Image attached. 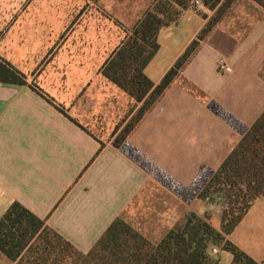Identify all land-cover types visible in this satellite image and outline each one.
Listing matches in <instances>:
<instances>
[{
    "label": "crops",
    "instance_id": "1",
    "mask_svg": "<svg viewBox=\"0 0 264 264\" xmlns=\"http://www.w3.org/2000/svg\"><path fill=\"white\" fill-rule=\"evenodd\" d=\"M259 9L242 35L223 26L225 14L120 147L107 142L100 151L89 132L29 87L0 82V217L20 202L84 253L118 217L159 243L174 228L166 220L177 214L178 203L187 206L195 188L203 190L264 111V8ZM194 10H184L160 31V50L145 70L155 83L212 16L205 6ZM165 42L175 55L159 71L152 65L167 54ZM220 60L228 73L218 71ZM212 206L200 202L193 212L205 217ZM231 235L240 249L264 262ZM0 264L13 263L0 252Z\"/></svg>",
    "mask_w": 264,
    "mask_h": 264
},
{
    "label": "trees",
    "instance_id": "2",
    "mask_svg": "<svg viewBox=\"0 0 264 264\" xmlns=\"http://www.w3.org/2000/svg\"><path fill=\"white\" fill-rule=\"evenodd\" d=\"M192 1L155 0L138 22L125 30L123 40L100 66L99 75L127 95L133 110L139 107L125 127V119L116 126L110 141L115 147H120L155 107L237 0H201L213 15L197 39L155 83L145 70L160 50L159 33L177 22ZM254 1L264 8V0ZM0 82L29 87L88 132L62 103L55 102L50 93L36 81H29L26 73L1 55ZM98 142L101 151L107 143ZM210 195L223 203L220 230L205 217L190 212L181 226L170 229L155 244L118 217L87 253L16 201L0 217V252L13 264H219L220 259L212 254L218 247L232 254L231 264H261L229 236L253 203L264 199V111L203 188L201 197L208 199Z\"/></svg>",
    "mask_w": 264,
    "mask_h": 264
},
{
    "label": "rangeland",
    "instance_id": "3",
    "mask_svg": "<svg viewBox=\"0 0 264 264\" xmlns=\"http://www.w3.org/2000/svg\"><path fill=\"white\" fill-rule=\"evenodd\" d=\"M154 1L0 0V55L26 73L29 81H36L55 102L62 103L93 138L110 142L116 126L125 119V127L139 107L133 110L127 95L108 83L98 70L123 40L125 30L131 29ZM193 1L190 8L198 11ZM260 7L254 0H241L228 9L223 26L242 35L256 21L254 15L260 14ZM164 49L167 54L152 63V68L159 71H165L175 55L171 43L165 42ZM217 66L222 74L230 71L223 60ZM201 192L202 188H195L188 203L184 200L188 208L178 203L177 214L166 220L170 226H181L200 202H207L213 206L203 215L221 229L223 203L214 195L205 199ZM253 204L231 239L264 257V201ZM212 250L219 264H231V253L218 247Z\"/></svg>",
    "mask_w": 264,
    "mask_h": 264
},
{
    "label": "built area",
    "instance_id": "4",
    "mask_svg": "<svg viewBox=\"0 0 264 264\" xmlns=\"http://www.w3.org/2000/svg\"><path fill=\"white\" fill-rule=\"evenodd\" d=\"M193 5H194L195 7H197V8H202V7H204V5H203V3H202L201 0H194V1H193ZM214 252H216V251H214Z\"/></svg>",
    "mask_w": 264,
    "mask_h": 264
}]
</instances>
